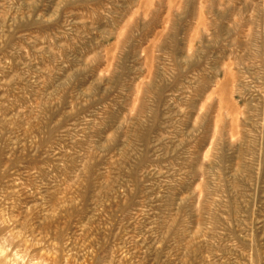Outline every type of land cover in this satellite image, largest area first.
<instances>
[{
    "label": "rangeland",
    "instance_id": "rangeland-1",
    "mask_svg": "<svg viewBox=\"0 0 264 264\" xmlns=\"http://www.w3.org/2000/svg\"><path fill=\"white\" fill-rule=\"evenodd\" d=\"M0 264H264V0H0Z\"/></svg>",
    "mask_w": 264,
    "mask_h": 264
}]
</instances>
